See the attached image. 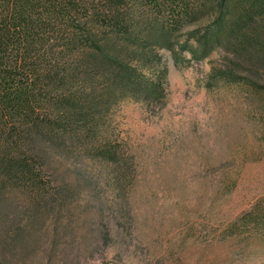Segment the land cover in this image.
Here are the masks:
<instances>
[{"label":"trees","instance_id":"1","mask_svg":"<svg viewBox=\"0 0 264 264\" xmlns=\"http://www.w3.org/2000/svg\"><path fill=\"white\" fill-rule=\"evenodd\" d=\"M131 1L0 0V264H81L99 240L131 231L137 167L114 112L162 92L131 49ZM222 3L227 13L232 0ZM169 4L171 28L195 9ZM157 23L147 31L165 47L171 30Z\"/></svg>","mask_w":264,"mask_h":264},{"label":"rangeland","instance_id":"2","mask_svg":"<svg viewBox=\"0 0 264 264\" xmlns=\"http://www.w3.org/2000/svg\"><path fill=\"white\" fill-rule=\"evenodd\" d=\"M133 1L131 49L162 92L115 109V135L137 167L131 231L99 240L81 264H264V15L250 9L258 0H232L227 13L223 0H183L195 9L172 28L170 0ZM221 19L228 31L214 47ZM154 22L171 30L165 47L147 31Z\"/></svg>","mask_w":264,"mask_h":264}]
</instances>
